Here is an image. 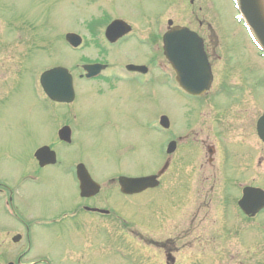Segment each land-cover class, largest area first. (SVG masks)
I'll return each mask as SVG.
<instances>
[{"label": "rangeland", "instance_id": "rangeland-1", "mask_svg": "<svg viewBox=\"0 0 264 264\" xmlns=\"http://www.w3.org/2000/svg\"><path fill=\"white\" fill-rule=\"evenodd\" d=\"M163 1L101 0L105 9L102 17H106L107 20L110 17H120L130 21L137 32L135 37L128 39L129 45L120 47L113 56L110 55L111 63H123L126 59L131 62L135 58L143 62L147 56L146 48L139 44H143L146 30L152 29V22L155 19L153 17L161 15L160 18L163 20L170 18L183 25L187 22L194 23L199 19L204 23L201 29L207 35H211L208 44L211 47L215 45L217 51H225L227 55H239L240 62H246V66L250 69L248 86L255 90L256 95L263 92L264 61L263 68H259L262 63L255 57L257 54L253 50L254 46L247 38L241 24H236L234 21L233 17L237 11L233 8L231 0H198L192 6L187 0H182L178 5H162ZM93 5L87 6L86 0H0V67L2 69L0 79L10 80L8 78L21 68L14 81L0 85V151H3L0 153V179L5 178L8 183L11 182L10 186L15 189L13 195L16 194L14 198L16 212L28 222L47 218L66 208L70 209L77 201L76 188L69 176L59 174L55 176L54 173L49 172L44 173L48 178V182L44 185L34 186L35 184L27 180L23 182L10 180L18 177V173L14 171L28 174L27 171L36 167L30 158L34 141H30L24 149H16L19 145L15 136L5 131L15 129V124L20 122L16 120L18 117L31 115L27 127L30 126L31 130L40 133L42 127L31 123L35 119L33 116L41 114L36 112L35 103L32 101L35 95L33 90L36 77L40 71L51 65H63L75 71L77 64L94 62L102 58L104 52L101 49L97 51L85 46L83 51L78 52L65 43L66 35L61 37L67 31L79 30L85 34L83 24L96 18L95 8L101 3L97 1V4ZM101 21L103 23L104 20ZM9 22L14 25L23 24L26 28L22 33V40L29 43L19 51L15 50L18 49L15 48L16 32H9V27L12 26L8 24ZM30 22L36 23L37 28ZM164 23L165 20L153 28L163 29L166 27ZM206 25L210 26L211 32ZM191 28L199 29L197 26ZM83 38L85 39V36ZM148 55L161 58L160 53L153 55L151 50ZM103 59L101 60L104 61ZM156 83L153 81L148 88V97L144 90H141V98L136 100L132 89L126 95L128 103L112 105L110 103L107 107L110 109L108 112L104 104L97 103L98 100L94 96L82 100L80 95L78 103L70 108L61 107L58 110L62 115L64 112L72 114L74 123L79 124L81 121L79 124L81 130L75 139L77 142L75 146L77 145L78 149L70 153L68 158L77 156L86 164L91 175L102 182L103 193L99 196L101 199L96 198L91 204L109 208L119 218L111 219L114 217L113 214L111 217L94 215L82 217L84 227L79 236L76 235V227L82 226L81 221L79 223L64 221L53 232L33 229V241L36 243L34 249L36 248L37 254L24 256L23 243L14 245L9 240L17 234H22V231L16 225L17 222L12 221L0 205V264H17L19 256H21L20 264H28L35 261V258L41 257L39 254L43 255L48 264H163V253H160L159 249L156 251L153 246V250L146 246L149 237H160L159 234L150 233L143 227L146 216L150 214V210L145 205L146 195L129 198L119 195L118 192L109 193L107 189L116 187V183L103 182L108 179L106 177H111V173L142 175L158 167L162 154L159 137L163 135L149 131L146 125L137 128L140 121L146 120L150 125L159 114H166L172 120L174 129L177 131L187 129L185 122H177L178 106L168 96V90L166 89L164 95L159 84ZM130 104L138 105L133 108ZM123 106L129 107L119 112ZM126 116L131 118L128 119ZM116 121H118V129H111ZM35 123L41 124L40 121ZM136 130L139 132H133ZM140 132L146 134L141 146L134 141ZM141 134L140 137L143 136ZM50 140L55 144V148H59L60 159L63 157L66 162L67 155L64 148L59 147L54 138ZM118 149L122 151L118 152ZM52 174L54 176L50 178ZM53 179L58 183L54 185ZM161 201L167 207L168 194H163ZM236 217L242 220L240 216ZM213 219L214 225L219 224L218 218L213 217ZM228 221L234 222L236 219L228 218ZM173 227L177 232H173ZM173 227L170 228V233L173 236H181L180 238L184 235L181 244H186L178 255L177 264H264V247L256 246L253 220L247 221L244 232H228L229 234L224 233L220 225L219 229L214 228L213 233H208L212 230L209 223L205 226V222L197 221V225H192L189 218H184L178 226ZM240 230L243 228L241 227ZM161 232L166 235V230ZM242 234L247 240V247L239 241V235L241 237ZM143 235L147 241L143 239ZM192 238L193 242H191ZM134 256L136 262L132 259Z\"/></svg>", "mask_w": 264, "mask_h": 264}, {"label": "flooded vegetation", "instance_id": "flooded-vegetation-1", "mask_svg": "<svg viewBox=\"0 0 264 264\" xmlns=\"http://www.w3.org/2000/svg\"><path fill=\"white\" fill-rule=\"evenodd\" d=\"M197 23L203 25L202 22ZM207 37L209 40V36ZM202 38L213 75L212 87L217 76L218 79L221 77L226 80V86L220 92L215 91L211 98L208 92L204 96L190 99L195 100L191 104L194 105L191 113H184L181 106L178 107L177 120L185 122L187 129L182 136L168 141H176L178 152L180 149L186 151L184 162L189 163L187 166L190 169L184 168L183 173V165L180 164L176 168L175 177L170 178V172L167 171L162 176L165 186L175 187L177 192L180 191L178 196L182 204L192 197L193 208L188 211L192 213L193 221L201 216L210 217L224 212L241 216L237 203L242 190L245 187L261 188L264 181V144L258 139L255 131V117L263 101L262 93L256 95L255 90L248 86L247 75L242 71H231L227 64L223 66L221 56L216 55V52L214 54L213 50H208L207 40ZM216 69L219 71L215 75ZM162 79L161 83L165 86L167 81L164 77ZM231 79L235 81H230ZM127 87L123 85L118 92L109 95H116L125 90L123 102L127 103ZM111 99L104 97L99 102L108 103ZM198 104L202 106L198 107ZM203 111H206L205 115ZM184 114H189L187 120L184 119ZM189 139L191 144H188ZM166 166L168 170V164ZM190 188L193 193H190ZM217 202H221V206H218ZM178 245V238L168 241L165 248L170 252L165 254L169 255L173 250L177 252Z\"/></svg>", "mask_w": 264, "mask_h": 264}, {"label": "water", "instance_id": "water-1", "mask_svg": "<svg viewBox=\"0 0 264 264\" xmlns=\"http://www.w3.org/2000/svg\"><path fill=\"white\" fill-rule=\"evenodd\" d=\"M239 3H240V11H241L242 15L244 16L246 22L252 28V30L254 31V33L256 34L258 39L260 40L262 46L264 47V0H239ZM177 33H181V34H179L178 36H175ZM71 39L72 40L74 39L76 42H78L72 36L67 37L68 41H70ZM178 39H179V42H181L183 44L187 43L188 41L189 42L192 41L194 44V50H201V47H200V45H198L199 43H198V41H196V38L194 36L188 34V32H186L185 29H181V28L176 27L174 30L171 31L170 37L167 38V42L172 45L171 46L169 44V46H168V55H167L168 57L169 56L170 57L175 56V51L177 50L175 48V43ZM170 57H169V60H171ZM173 65L175 67L174 63H173ZM65 77L67 78L66 71L63 69H60V68L47 71L41 77L42 85L44 86V84H45L44 87L46 88L50 97H52L54 100H58L56 97L58 92L63 93L65 90V87L62 86V80ZM69 100H71V97L69 99L60 98L59 101H69ZM62 139L67 140L63 137H62ZM39 155L42 156V160H40L41 165H45L46 163H52L54 160L53 159L54 156L51 153H48L47 149H41L37 152L36 157L38 159H40ZM44 155H46V156H44ZM78 169H79V173H80V179L82 182L81 187L84 188V186H86L87 188H89L91 186V184L88 180V177L86 178V174L82 170V168L79 167ZM130 183H132L131 185L134 188L142 189L148 183V179H143L141 181H133ZM256 191L257 190L250 191L249 193L247 192L248 193V196L246 193L247 199H250L252 196H254L257 193H259V194L261 193L259 191H257V192ZM253 202H254V198H252V200H251V203H253ZM246 209L248 210L249 208L247 207ZM253 212H255V211H253Z\"/></svg>", "mask_w": 264, "mask_h": 264}, {"label": "bare ground", "instance_id": "bare-ground-1", "mask_svg": "<svg viewBox=\"0 0 264 264\" xmlns=\"http://www.w3.org/2000/svg\"><path fill=\"white\" fill-rule=\"evenodd\" d=\"M169 95L174 96V95H172V94H169ZM17 135H18V134H17ZM17 135H16V136H17ZM143 141H144L143 138L139 139V140H138V145L141 146V145L143 144ZM22 173H23V174H26L25 172H22ZM258 199H259V198H258ZM258 199H257V200H258ZM251 200H252V198H250V199H246V201H245V204H246V206H247L248 208H252L253 206H255V204H257V201L251 203Z\"/></svg>", "mask_w": 264, "mask_h": 264}]
</instances>
